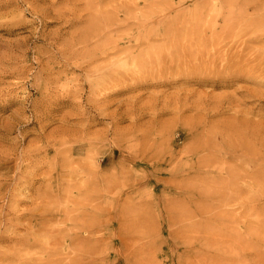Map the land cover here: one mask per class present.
<instances>
[{"label":"rangeland","instance_id":"374dc122","mask_svg":"<svg viewBox=\"0 0 264 264\" xmlns=\"http://www.w3.org/2000/svg\"><path fill=\"white\" fill-rule=\"evenodd\" d=\"M248 157L264 0H0V264H264Z\"/></svg>","mask_w":264,"mask_h":264},{"label":"bare ground","instance_id":"6f19581e","mask_svg":"<svg viewBox=\"0 0 264 264\" xmlns=\"http://www.w3.org/2000/svg\"><path fill=\"white\" fill-rule=\"evenodd\" d=\"M110 17V16H109ZM96 19V18H95ZM98 20V19H97ZM110 21V20H109ZM112 21V20H111ZM106 22H107V20H106ZM98 23V22H97ZM102 23V22H101ZM97 29H95V31H96ZM99 30H101L100 28H99ZM168 30V29H167ZM166 30V31H167ZM175 30V29H174ZM165 31V32H166ZM87 32V31H86ZM90 32V31H89ZM168 33H169V31H167ZM92 34H93V32H91ZM170 33H172V32H170ZM85 34V33H84ZM96 33H94V35H95ZM166 34V33H165ZM86 36V35H85ZM89 36V35H88ZM169 36V35H168ZM82 37H83V35H82ZM85 39H87V38H85ZM97 51V50H96ZM146 56V55H145ZM155 56H157V55H155ZM147 57V56H146ZM149 58H150V56H149ZM159 59V57L157 58V60ZM75 62V61H74ZM77 62V61H76ZM80 63V62H79ZM152 77V76H151ZM156 78V77H155ZM152 79V78H151ZM153 80V79H152ZM96 87V86H95ZM120 88V87H119ZM95 89V88H94ZM91 90V89H90ZM92 91V90H91ZM93 91H95V90H93ZM120 91V90H119ZM118 92V91H117ZM89 102V101H88ZM211 132V131H210ZM209 132V133H210ZM211 133H213V131L211 132ZM209 136V135H208ZM210 138V137H209ZM213 138H214V136H213ZM225 138V137H224ZM210 140H212V141H214L213 139H210ZM216 140V139H215ZM219 141V140H218ZM239 142V141H238ZM224 143L226 144V140H224ZM228 143V142H227ZM205 144V143H204ZM200 145V144H199ZM214 145V144H213ZM212 145V146H213ZM219 145V144H218ZM230 144H228V145H226V147H228ZM252 145H253V143H252ZM261 145V144H260ZM198 146V145H197ZM217 147V146H216ZM230 147V146H229ZM232 147V146H231ZM236 147V149H234L233 147V149H231V151H229L228 153H224V154H222L221 152H218V156H216L215 154H213L212 155V157L214 158V160L216 161V162H218L219 160H221V161H228V160H230L232 157H233V154L234 153H236V155H235V158H237V156H239L240 154L239 153H241L242 155H245L246 156V154H245V152L246 151H248L249 153H250V151L252 150V148H250L249 146H245L246 148H247V150L246 149H244V148H241V146H235ZM252 147H254V146H252ZM255 149V148H254ZM258 149H260V148H258ZM214 150H215V148H214ZM223 150V149H222ZM226 150H227V148H226ZM256 151H257V149H255ZM196 151V150H195ZM195 151H193V152H195ZM208 151H212V152H214L212 149H210V147L208 148V150H207V152ZM225 151V150H224ZM245 151V152H244ZM253 151V150H252ZM215 153V152H214ZM193 154H196V153H193ZM251 155V154H250ZM253 155V154H252ZM208 158V157H207ZM206 158V159H207ZM205 159V158H204ZM206 159H205V161H206ZM207 161H209V159L207 160ZM207 161H206V164H208L207 163ZM31 162V161H30ZM209 162H212V161H209ZM222 162V163H223ZM245 162H247V163H245ZM63 163V162H62ZM201 163V162H200ZM213 163V162H212ZM212 163H211V165H212ZM244 163L246 164V166L245 167H243V166H238L240 169H236L235 170V168L234 167H227V166H225V167H227V168H225V167H221L222 169H220V171H222V172H224V173H230L231 175H234V174H238V173H236L237 171L239 172V173H245V172H247V173H251L252 174V176L254 175V176H261L262 175V177H263V174H264V167L263 166H261V165H259L260 163H258V160H256V159H254V158H249L248 157V159L246 160V161H244ZM263 163V162H262ZM204 165H205V163H204ZM209 165V164H208ZM61 167V166H60ZM70 167V166H69ZM236 168H237V166H235ZM66 168V167H65ZM72 168V167H71ZM73 170V169H72ZM236 171V172H235ZM250 174V175H251ZM260 178V177H259ZM33 181V180H32ZM32 181H30V183H27V186H31L32 184H31V182ZM105 182V181H104ZM34 183V182H33ZM104 184H106V183H104ZM25 186V185H24ZM72 186H73V184H72ZM108 186V185H107ZM82 187H83V185H82ZM49 196V195H48ZM63 198V197H62ZM81 199H83V198H81ZM80 199V200H81ZM85 201V200H84ZM76 202V201H75ZM79 202V201H78ZM80 204V203H79ZM95 207V206H94ZM97 207V206H96ZM98 211V210H97ZM90 212V211H89ZM94 213V212H93ZM84 215V214H83ZM98 216V215H97ZM78 217V216H77ZM85 217H86V215H85ZM89 217V216H88ZM73 218V217H72ZM90 218V217H89ZM94 218V217H93ZM83 220V219H82ZM94 220H96V219H94ZM71 221V220H70ZM80 221H81V218H80ZM87 221V220H86ZM82 222V221H81ZM84 222V221H83ZM83 222H82V224L81 225H83ZM91 221H89V223H90ZM94 222V221H93ZM88 223V222H87ZM44 226V225H43ZM86 226H87V224H86ZM93 226V225H92ZM82 228V227H81ZM87 228V227H86ZM77 229V228H76ZM75 229V230H76ZM72 230V229H71ZM80 230V229H79ZM78 229H77V231H79ZM82 230H83V228H82ZM87 230H88V228H87ZM73 231H74V228H73ZM82 233V232H81ZM84 233H85V231H84ZM79 235V234H78ZM84 235V234H83ZM70 236H72V235H70ZM76 236V235H75ZM78 236H76V238H77ZM81 237V236H80ZM84 237V236H83ZM75 238V239H76ZM86 239V238H85ZM85 239H84V241H85ZM97 239V238H96ZM22 240V239H21ZM74 239H72L71 241H73ZM87 240V239H86ZM94 240V239H93ZM71 241H69V242H71ZM80 241V240H79ZM82 241V240H81ZM19 242V241H18ZM22 242H24V243H22V244H28V243H30L31 242V240H29V239H25V240H23ZM68 242V243H69ZM75 242V241H74ZM98 242V241H97ZM78 242H76V244H77ZM85 243H87V241L85 242ZM85 243H83V245L85 246ZM89 243L92 245V243H91V241H89ZM89 243H88V245H89ZM99 243V242H98ZM97 243V244H98ZM19 244H21L20 242H19ZM30 244H32V243H30ZM30 244L28 245V246H30ZM96 244V245H97ZM34 245V244H33ZM82 245V246H83ZM94 245H95V243H94ZM93 245V246H94ZM79 246V245H78ZM81 246V247H82ZM93 246L92 247H90V248H92L93 249ZM25 247V246H24ZM27 247V246H26ZM80 247V248H81ZM96 247V246H95ZM79 248V247H78ZM87 250V249H86ZM93 250H95V249H93ZM97 250V249H96ZM90 251V250H89ZM87 252H88V250H87ZM48 253H50V252H48ZM93 253H95V252H93ZM93 253H90V254H93ZM11 255V254H10ZM83 255V254H82ZM86 255V254H85ZM12 256V255H11ZM76 257V256H75ZM73 259H74V257H73ZM72 259V260H73ZM76 259V258H75ZM27 260V259H26ZM25 260V261H26ZM52 260V259H51ZM42 261V260H41ZM41 261H39V262H41ZM59 261H61V260H59ZM77 261V260H76ZM79 261V260H78ZM84 261V260H83ZM53 262V261H52ZM81 262V261H80ZM80 262H78V263H80ZM24 263V262H23ZM47 263V262H46ZM57 263H59V262H57ZM69 263H70V260H69ZM85 263H87V262H85ZM54 264H56V262L54 263ZM71 264V263H70ZM76 264V263H75Z\"/></svg>","mask_w":264,"mask_h":264}]
</instances>
